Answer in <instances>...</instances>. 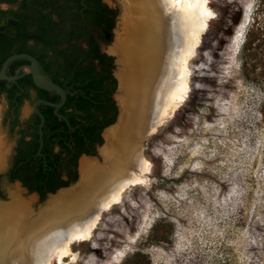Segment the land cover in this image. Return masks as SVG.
Wrapping results in <instances>:
<instances>
[{
	"label": "rangeland",
	"instance_id": "obj_1",
	"mask_svg": "<svg viewBox=\"0 0 264 264\" xmlns=\"http://www.w3.org/2000/svg\"><path fill=\"white\" fill-rule=\"evenodd\" d=\"M104 2L117 13L113 41L106 46L115 60L111 50L123 33L125 11L119 0ZM260 3L209 0L214 20L191 62L190 97L146 142L147 184L131 188L122 204L105 212L93 238L74 243L65 264H123L138 251L152 264H264V81L255 84L243 74L247 35L254 38L264 27ZM236 16L250 26L233 57L241 25H233ZM6 110L2 98L0 136L12 150L0 173L16 191L6 178L14 147L1 126ZM32 111L26 104L22 120ZM101 151L93 160L103 162ZM46 200L32 202L35 214ZM160 220L174 224L173 243L148 246L149 231Z\"/></svg>",
	"mask_w": 264,
	"mask_h": 264
},
{
	"label": "bare ground",
	"instance_id": "obj_2",
	"mask_svg": "<svg viewBox=\"0 0 264 264\" xmlns=\"http://www.w3.org/2000/svg\"><path fill=\"white\" fill-rule=\"evenodd\" d=\"M122 34L112 52L119 59L122 113L106 135L103 162L85 160L81 180L42 207L15 192L0 208V264H65L74 243L93 238L105 212L122 204L131 188L145 186L151 164L146 142L188 101L191 62L214 20L209 0H119ZM249 22L234 36L240 53ZM0 136V168L11 146Z\"/></svg>",
	"mask_w": 264,
	"mask_h": 264
},
{
	"label": "trees",
	"instance_id": "obj_3",
	"mask_svg": "<svg viewBox=\"0 0 264 264\" xmlns=\"http://www.w3.org/2000/svg\"><path fill=\"white\" fill-rule=\"evenodd\" d=\"M2 4L9 8L0 9V71L7 58L29 54L38 61L41 74L67 92L65 104L56 109L50 104H61L62 97L37 88L32 75L25 74L24 69L15 82L0 81V99L12 112L6 119L15 118L11 131L19 125L26 104L34 108L42 101L37 106L40 114L34 111L26 128L20 131V145L6 177L10 183H22L43 201L77 182L79 159L83 155L95 157L104 144L103 131L117 121L115 60L101 52L98 42L103 38L106 45L112 43L117 13L102 0H0ZM257 12L264 15V0ZM68 21L66 33L61 24ZM78 21L88 36L74 29L79 27ZM231 21L239 26L242 18L236 16ZM262 28V33L254 38L248 34L243 47V74L255 84L264 81L260 70L264 66ZM83 38L85 42L79 44ZM29 65L27 59L15 60L7 75L14 77L19 69ZM1 178L0 198L5 199ZM174 234V224L160 220L151 227L147 245H170ZM123 264L152 263L147 254L138 251Z\"/></svg>",
	"mask_w": 264,
	"mask_h": 264
},
{
	"label": "water",
	"instance_id": "obj_4",
	"mask_svg": "<svg viewBox=\"0 0 264 264\" xmlns=\"http://www.w3.org/2000/svg\"><path fill=\"white\" fill-rule=\"evenodd\" d=\"M103 51L106 52V48H103ZM19 59H27V60H29L30 61V65L29 66H26L24 68L19 69L17 71V75L14 76V77L8 76L7 75V71H8V67H9L10 63H12L15 60H19ZM115 60H116L115 61V65H118L119 67H118L117 70L115 69V72H114V76H115V78L117 80V83H118V90H117L114 98H115V101H116V104H117V108H118L119 115H118V118H117L116 123L114 125L106 128L103 131V134H102V137H103V140H104L103 146L106 143V135H107V133L113 127H115L118 124L119 118H120L121 113H122V107H121V103H120V100H119V96L121 95V85H120L121 83H120V79H119V71H120V69H121L122 66L119 63V59H118L117 56H115ZM22 69L25 70V74H31L32 75L33 82H34V84H35V86L37 88H39L41 90L48 91V92H56L59 96L62 97V103L61 104H59V105L50 104V105L54 106L56 109H59V108H61L65 104L66 99H67V92L64 91V89L62 87H60L59 85H56V84L52 83L44 75H42L41 74V71H40V67H39L38 61L33 56H31L29 54H17V55H13V56L7 58L6 61L3 64V66H2L1 71H0V81L15 82L16 80H18L20 78V76H18V73ZM40 102H42V101L37 102L35 104V106H34V111L36 113H38V114H40V113H39V111L37 109V106H38V104ZM43 123H44V121L42 122V124L40 126V130H41L42 126H43ZM103 146H101V147L98 148V151L99 152L101 151V149L103 148ZM11 150H12V148L10 149L9 153L11 152ZM93 159H94V157H88V156H85V155H83L79 159L78 168H77L78 177H79L78 183L81 180V165H82V162L85 161V160H93ZM0 175L3 176V174H1V173H0ZM11 184H14V188L16 189V191L12 190L13 187H7L6 184H5L4 179L2 178L1 190L4 192V194H6L7 200H4V199H1L0 198V208L2 206L12 204V202L14 201V195H13V193H15V192L21 193L22 194V197L24 199L28 200V201L31 200L33 202L36 199L40 200V198H39V196L37 194L30 193L25 187H23L22 183L15 182V183H11ZM70 187H68V188H62L56 194H50V195H48L47 198H46L47 200H46L45 204L42 207H44L47 204V202L50 201L52 198L58 196L63 191H66V190L70 189ZM28 196H29V198H26ZM41 208H39V210Z\"/></svg>",
	"mask_w": 264,
	"mask_h": 264
},
{
	"label": "flooded vegetation",
	"instance_id": "obj_5",
	"mask_svg": "<svg viewBox=\"0 0 264 264\" xmlns=\"http://www.w3.org/2000/svg\"><path fill=\"white\" fill-rule=\"evenodd\" d=\"M102 2L104 3V4H106L105 2H104V0H102ZM107 5V4H106ZM108 6V5H107ZM109 7V6H108ZM9 8V5H7V4H2V5H0V9H2V10H5V9H8ZM110 8V7H109ZM114 10V9H113ZM116 11V10H115ZM116 19H117V16L115 17V24H116ZM68 24H70V22L68 21V22H66V23H63V24H61V28H62V31H64V32H66V33H68L69 32V30L67 29V28H69V27H67L66 28V26L68 25ZM78 25H79V27L77 28H74L75 30H78L79 32H81V33H84L85 35H87L88 36V33L86 32V30H84V29H82L81 28V25L82 24H80L79 23V21H78ZM61 31V32H62ZM99 32L101 33V35L102 36H104V32L102 31V30H99ZM93 33H94V31H93ZM113 34H114V30H113ZM75 40H72V43H74L75 44ZM85 42V39L83 38V39H81L80 41H79V44H83ZM98 42H99V45H100V50H101V52L102 53H104V54H107L106 52H104L103 51V48H106V43H105V41L103 40V38L102 39H100V40H98ZM108 55V54H107ZM7 104V103H6ZM33 108V107H32ZM34 112V108H33V111H32V113ZM12 114V112L9 110V108H8V104H7V110L4 112V114H3V118H2V122H1V126H2V128L7 132V134H8V136L9 137H11L12 138V140L14 141V147H13V153H12V155H11V160H10V168H9V170H8V172L10 171V169H11V167H12V165H13V162H14V157H15V155H16V153H17V150H18V148H19V145H20V139L22 138V135H21V133H20V131L22 130V129H25L26 128V126H25V123L27 122V120H29L30 119V117H31V115H32V113L26 118V119H24V120H22V118L20 117L19 118V125L15 128V130L14 131H11L12 130V125H13V121H15V118H13L12 117V119H10V118H8V119H6V115H8V114ZM6 120V121H5ZM27 139H29V138H26V140ZM7 172V173H8ZM1 176V175H0ZM6 176H7V174H6ZM2 177V176H1ZM7 178V177H6ZM67 177H65V179H66ZM2 179V178H1Z\"/></svg>",
	"mask_w": 264,
	"mask_h": 264
}]
</instances>
